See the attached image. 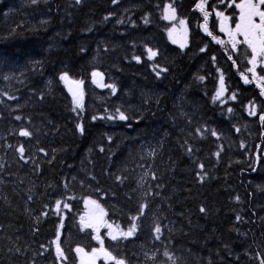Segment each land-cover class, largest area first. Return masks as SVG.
I'll return each instance as SVG.
<instances>
[{
    "label": "trees",
    "instance_id": "1",
    "mask_svg": "<svg viewBox=\"0 0 264 264\" xmlns=\"http://www.w3.org/2000/svg\"><path fill=\"white\" fill-rule=\"evenodd\" d=\"M201 1L182 50L169 0H0V264H264V67Z\"/></svg>",
    "mask_w": 264,
    "mask_h": 264
},
{
    "label": "rangeland",
    "instance_id": "2",
    "mask_svg": "<svg viewBox=\"0 0 264 264\" xmlns=\"http://www.w3.org/2000/svg\"><path fill=\"white\" fill-rule=\"evenodd\" d=\"M173 0L165 9V20L172 24L168 34V40L173 46H176L184 50L188 46V41L191 35V31L188 29L185 21H180L177 18V12L174 7ZM261 2L258 0H239L237 4H244L246 8L257 6ZM241 5L236 10L229 8V11L235 13L237 18L236 23H230V17L226 15V12L217 11V23H219V30L225 35V38L234 46L235 57L239 59L242 65H244V78L245 82L257 81L258 69L264 65V27L261 24H256L254 18L256 14H252L251 9H241ZM205 11V7L201 6ZM208 30V24L205 25V31ZM239 47V48H238ZM99 87L103 86L101 81L98 84ZM226 94L223 79L221 78L218 98L222 99ZM109 223H103L101 226H93L97 233L105 228L109 230L112 238H123L130 236L131 232L127 233L118 228L112 227ZM104 254L105 259H110V256L106 251H103V247L99 246L91 252L82 250L79 252L80 264H98L101 259L100 255Z\"/></svg>",
    "mask_w": 264,
    "mask_h": 264
},
{
    "label": "flooded vegetation",
    "instance_id": "3",
    "mask_svg": "<svg viewBox=\"0 0 264 264\" xmlns=\"http://www.w3.org/2000/svg\"><path fill=\"white\" fill-rule=\"evenodd\" d=\"M219 1V2H218ZM261 3L258 4L257 6H253L251 8H246L244 4H237L239 2V0H208L206 2V0H204L203 2H201L200 4H198V7H200L201 5L204 6L207 10H209L213 3H215L216 8H219L221 6H224L225 4H227L230 8L236 10V8L238 6L241 5V9H251L252 10V14H256L257 16L254 18V20L256 21V24H261L262 27H264V0H258ZM197 7V8H198ZM200 9V8H198ZM200 13L203 14V12L201 10H198ZM260 70L258 69V75H260Z\"/></svg>",
    "mask_w": 264,
    "mask_h": 264
},
{
    "label": "water",
    "instance_id": "4",
    "mask_svg": "<svg viewBox=\"0 0 264 264\" xmlns=\"http://www.w3.org/2000/svg\"><path fill=\"white\" fill-rule=\"evenodd\" d=\"M101 81V76L100 75H95L93 78V82L95 84H98ZM67 87V92L71 96L72 99H77L81 96L82 94V85L79 82H74V81H69L66 84ZM101 258L104 257L103 254L100 255Z\"/></svg>",
    "mask_w": 264,
    "mask_h": 264
}]
</instances>
